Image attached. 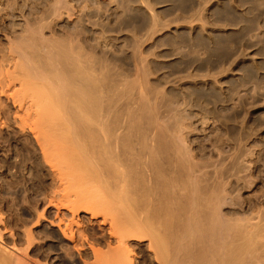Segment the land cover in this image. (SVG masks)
Here are the masks:
<instances>
[{"label":"bare ground","instance_id":"obj_1","mask_svg":"<svg viewBox=\"0 0 264 264\" xmlns=\"http://www.w3.org/2000/svg\"><path fill=\"white\" fill-rule=\"evenodd\" d=\"M19 2L0 0V35L12 42L8 55L0 51V63L7 61L4 72L0 68V85L15 87L10 91L1 85L9 92L1 87L0 92L13 97L20 92L22 103L19 98L16 102L26 116L16 110L24 123L17 125L24 131L23 125L31 122L28 126L44 160L50 165L58 159L63 167L55 161L51 166L66 170H58L61 182L82 187L67 192L69 204L61 216L48 219L57 263L264 264V221L247 224L242 217H228L225 173L215 184L210 180L202 184L211 168L198 167L201 164L195 162L182 135L169 133L145 92L132 98V82L108 74L99 55L94 59L90 54L89 59L70 47L72 43L62 44L42 32L39 36L33 32L37 38L31 36L33 30L30 36H20L16 30L3 32L1 5L11 10ZM50 6L41 17L45 23L57 20L76 26L84 21L80 15L73 19L68 0H54ZM7 14L5 18L16 22V13ZM42 221L41 213L35 223ZM31 226L24 227L23 247H8L0 236V264H47L31 254L37 243ZM95 227L98 231L90 230ZM98 232L106 238V250L100 247ZM144 247L149 254L143 259L136 256V248ZM87 250L90 259L85 257Z\"/></svg>","mask_w":264,"mask_h":264},{"label":"rangeland","instance_id":"obj_2","mask_svg":"<svg viewBox=\"0 0 264 264\" xmlns=\"http://www.w3.org/2000/svg\"><path fill=\"white\" fill-rule=\"evenodd\" d=\"M68 1L74 8L73 19L83 17L79 26L57 20L47 25L43 21L54 0H20L11 10L1 5L5 9L1 14L3 32L16 30L20 36H28L33 30L30 34L36 38L42 32L62 44L72 43L70 47L83 51L89 59L90 54L92 58L99 55L111 72L108 74L132 82V98L145 92L169 133L182 135L195 162L202 165L198 167L211 168L208 176L213 175L212 179H200L202 184H215L219 174L225 173L228 203L224 210L228 217H242L247 224L264 221V0ZM12 12L16 22L5 18ZM11 43L0 35V51L6 55ZM6 62L0 63L3 72ZM9 94L0 92V124H6L0 126L1 240L8 247L25 246L24 227L32 224L37 237L32 256L43 263L58 264L56 239L48 219L61 216L69 204L67 192L82 187L80 183L68 187L61 182L60 168L53 167L60 162L55 156L57 161L50 165L44 160L28 126L31 122L22 126L24 131L19 127L24 124L20 118L26 116L17 103L20 92L13 93L15 97ZM16 110L24 114L19 116ZM41 213L44 221L38 225L35 220ZM90 230L98 231L96 227ZM97 236L100 247L106 250V238L100 232ZM136 252V256L148 258L145 247L136 248ZM85 257L91 258L89 250Z\"/></svg>","mask_w":264,"mask_h":264}]
</instances>
